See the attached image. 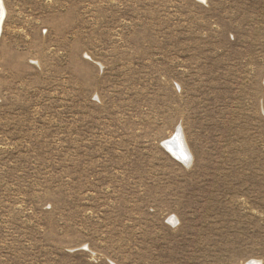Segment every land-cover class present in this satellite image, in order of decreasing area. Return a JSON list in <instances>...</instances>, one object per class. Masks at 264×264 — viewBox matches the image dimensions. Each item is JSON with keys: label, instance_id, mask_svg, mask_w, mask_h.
Here are the masks:
<instances>
[{"label": "rangeland", "instance_id": "1", "mask_svg": "<svg viewBox=\"0 0 264 264\" xmlns=\"http://www.w3.org/2000/svg\"><path fill=\"white\" fill-rule=\"evenodd\" d=\"M0 5V264H264V0Z\"/></svg>", "mask_w": 264, "mask_h": 264}, {"label": "bare ground", "instance_id": "2", "mask_svg": "<svg viewBox=\"0 0 264 264\" xmlns=\"http://www.w3.org/2000/svg\"><path fill=\"white\" fill-rule=\"evenodd\" d=\"M2 17V8L0 5V22ZM164 148L167 149V151L179 161L183 162L184 164H187L189 161V155L188 150L179 134L177 132L172 138L167 140L165 143H163ZM191 158V157H190ZM247 264H258L257 262H248Z\"/></svg>", "mask_w": 264, "mask_h": 264}]
</instances>
